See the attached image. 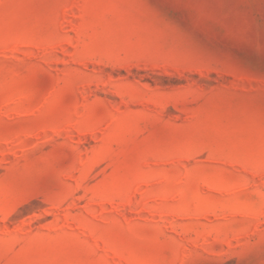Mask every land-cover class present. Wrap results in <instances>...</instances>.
Returning a JSON list of instances; mask_svg holds the SVG:
<instances>
[{"label": "rangeland", "instance_id": "obj_1", "mask_svg": "<svg viewBox=\"0 0 264 264\" xmlns=\"http://www.w3.org/2000/svg\"><path fill=\"white\" fill-rule=\"evenodd\" d=\"M0 264H264V0H0Z\"/></svg>", "mask_w": 264, "mask_h": 264}]
</instances>
